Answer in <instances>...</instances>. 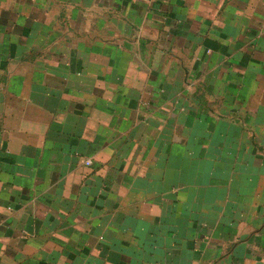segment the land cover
<instances>
[{
  "label": "crops",
  "instance_id": "obj_1",
  "mask_svg": "<svg viewBox=\"0 0 264 264\" xmlns=\"http://www.w3.org/2000/svg\"><path fill=\"white\" fill-rule=\"evenodd\" d=\"M0 264H264V0H0Z\"/></svg>",
  "mask_w": 264,
  "mask_h": 264
},
{
  "label": "built area",
  "instance_id": "obj_2",
  "mask_svg": "<svg viewBox=\"0 0 264 264\" xmlns=\"http://www.w3.org/2000/svg\"><path fill=\"white\" fill-rule=\"evenodd\" d=\"M86 164H87V165H91L92 162H91L90 160H87V161H86Z\"/></svg>",
  "mask_w": 264,
  "mask_h": 264
}]
</instances>
